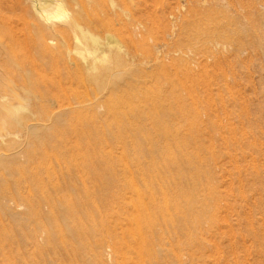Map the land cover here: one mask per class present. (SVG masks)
I'll return each instance as SVG.
<instances>
[{
	"label": "rangeland",
	"instance_id": "374dc122",
	"mask_svg": "<svg viewBox=\"0 0 264 264\" xmlns=\"http://www.w3.org/2000/svg\"><path fill=\"white\" fill-rule=\"evenodd\" d=\"M63 1L82 28L120 43L125 72L116 92L98 93L75 52L78 33L35 47L32 0H0V38L36 68L33 109L67 112L60 122L41 115L50 130L30 142L56 148L28 164L22 158L24 176L39 181L23 180L16 200L0 207V264H141L122 256L127 242L135 246L125 233L134 209L124 183L134 179L142 191L153 175L147 167L80 168L87 146L94 166L178 155L182 187L195 190L197 225L192 245L179 249L184 231L154 229L160 264H264V0Z\"/></svg>",
	"mask_w": 264,
	"mask_h": 264
},
{
	"label": "bare ground",
	"instance_id": "6f19581e",
	"mask_svg": "<svg viewBox=\"0 0 264 264\" xmlns=\"http://www.w3.org/2000/svg\"><path fill=\"white\" fill-rule=\"evenodd\" d=\"M32 9L36 15V21H37L36 36L38 38L36 44L34 43L35 47L45 46L47 42H53L54 41L53 37L56 34L60 33L62 35L68 30H72L74 33H78V35L76 34L77 36L75 35L76 36L75 52L83 61L82 67L85 70H87V72L90 74L91 78L94 80L95 84L97 85L98 93L107 91V95H108V91L110 90L111 92L117 91L115 90L116 89L115 86L117 87V83L115 80L120 78V76L125 72L122 70V68L125 67L124 65H126L125 64L126 62L122 57V54L126 56L127 53L123 52L125 50H123V47L116 39H114L111 36L108 37L106 36L107 38L103 41L102 38H100L98 35L93 34L89 30L82 28L79 24L78 17L76 16L77 14L74 12V15L72 16L63 0H32ZM57 23H62L63 27L56 28L55 24ZM0 36H1V32H0ZM127 71L128 73L131 72L129 71V69L126 70V72ZM35 73H36V68L29 66L27 63L23 62L22 60H19L17 55L13 53V50L10 49L7 45H5L2 41V38H0V207L5 206L6 202L16 200V198L20 194L21 191L20 188H21V184L23 183L22 182L23 180L26 181L31 180L32 182H35V180L39 181L38 178L34 179L24 176L26 172L22 169L21 164L23 162L28 164V162L34 161L32 157H36V158L43 157L42 155L48 153L47 150L54 147L53 143L49 145V144H45V141L44 142L40 141L41 143L36 142V140L35 142L34 141L30 142L31 139L33 140L34 138L39 137L40 135L50 130L49 124H42L40 122L41 115L42 114L46 115L45 118H47L48 122H54V120L60 122L66 116L67 113L66 110L65 111L60 110V112L58 113H50L49 111L46 110L38 112L35 111V109H33L32 101L38 98L36 93H34L33 91L34 88L37 87L34 79ZM104 95L106 94H103L102 97ZM125 98L127 97L125 96ZM96 100H98V98H96ZM113 103L114 102H112V105ZM157 105L154 104V107ZM117 108H119V106ZM156 124H159V122H157ZM87 134L92 135V133L88 131ZM115 134L119 136V137L117 136L119 139L116 138L115 140L120 141L121 135H119L118 133ZM136 135L134 136L135 139L133 138L136 142V147H142V143L140 139L136 137ZM22 137L25 138V140H23L24 142L21 141ZM83 138H87L84 132H83ZM98 138H99L98 142H101L102 139L100 137ZM64 141L65 140H62L60 144H63ZM89 143L97 145L95 142L93 143L89 142ZM23 144H25L26 146H30L31 148L25 150L26 148L23 149ZM72 144L75 145V143L73 142ZM147 146L149 150L154 149L152 142H149ZM87 147L85 148L87 151L84 150V152L81 153L83 154L84 161L81 163V165L79 162L78 166L80 168H83L82 166L85 165V167L88 169L93 168L94 174H97V171L99 170L100 167L105 168L106 166L105 168L106 170H115L116 167H120L122 168L121 170H125V166H127L126 167L127 169H131L132 167L136 169V171L139 174L141 173L140 167L141 168L147 167V169H149L150 173L153 175L152 178L150 177L151 179L149 181L148 180L143 181L144 189H142V191L141 189L138 188L137 185H135L134 179L133 180L129 179L127 181H125L126 179L124 180L125 182H127L124 183V186H127L133 193L132 195L133 197L132 198L130 197L131 199L129 200V202L134 209V212L132 214L126 216L128 224L129 222L130 224L129 227L125 230V233L126 236H128L127 238H130L135 241L134 247L130 245L132 243L129 244L128 242L126 243V248L123 247L125 249L124 252L122 253L124 259H130L132 255H135L136 261L138 257L141 264H160V261L162 260V256H161L162 252L158 255L154 251L155 247L153 248V242H152V239H154L153 236L154 229L157 226H161V227L164 226L166 229H170L169 228L170 226L172 228V231L174 232L173 234H177V235L179 232L184 231L183 236L186 237L184 242L181 243L178 242L179 243L178 249L181 248L183 245H192V243L194 242L193 230H195L197 225V219L195 217V203H196L194 197L195 190H193V187H190L188 185L182 187L183 185L180 182L181 180L180 160L177 154L168 153L167 156L165 155L160 161L152 160L151 162L140 159L137 156L138 155L137 154L132 156L133 158L131 157V161H129L131 162V164L127 163V165L123 161L121 163H119L118 161L117 163L109 162L111 163L109 164L108 162H106V160L105 161L103 159L99 160L98 159L99 157H97L98 160L95 162L96 166H94V161L96 160V158L94 160V157L91 155L90 152H88L89 149H87ZM73 152L72 154L74 153L77 154L76 152L74 153ZM59 154L62 155V153L60 152L58 153V155ZM139 155H144V154L141 153ZM75 156L77 157V155ZM152 157L154 156L152 155ZM22 158H24L23 162H22ZM115 158L116 157L114 156V159ZM128 158L130 157L128 156ZM65 159L66 158H64V160ZM38 160L40 161V159ZM77 161H80V159ZM97 162L104 164V166L97 165ZM37 165L35 166L38 169ZM91 171L92 170H90L89 172ZM72 177L73 175L71 176V173H69L67 176L70 182L73 179ZM127 178L130 177H128L127 175ZM140 178L141 177H139V179ZM65 179L66 177H64L63 180ZM86 191L88 192L87 187H86ZM158 192H160L159 196L157 195ZM86 194L87 193H85V195ZM89 195L91 194L88 193L87 198L89 197ZM146 201H148V203H146ZM18 207H20L19 204L16 205V208ZM19 216L20 214L17 209L12 210L10 212V217L13 218V220L18 219ZM129 241L133 242L131 240ZM164 249L166 248H162V250ZM166 250L168 251V249ZM168 252L170 253L171 251Z\"/></svg>",
	"mask_w": 264,
	"mask_h": 264
}]
</instances>
